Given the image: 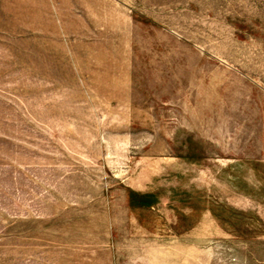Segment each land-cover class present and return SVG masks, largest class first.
I'll list each match as a JSON object with an SVG mask.
<instances>
[{
	"label": "rangeland",
	"instance_id": "374dc122",
	"mask_svg": "<svg viewBox=\"0 0 264 264\" xmlns=\"http://www.w3.org/2000/svg\"><path fill=\"white\" fill-rule=\"evenodd\" d=\"M0 264H264V0H0Z\"/></svg>",
	"mask_w": 264,
	"mask_h": 264
}]
</instances>
